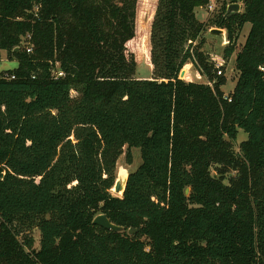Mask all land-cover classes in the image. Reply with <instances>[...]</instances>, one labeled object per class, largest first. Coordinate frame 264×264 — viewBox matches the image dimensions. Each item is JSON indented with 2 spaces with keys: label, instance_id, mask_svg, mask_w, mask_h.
<instances>
[{
  "label": "trees",
  "instance_id": "trees-1",
  "mask_svg": "<svg viewBox=\"0 0 264 264\" xmlns=\"http://www.w3.org/2000/svg\"><path fill=\"white\" fill-rule=\"evenodd\" d=\"M140 1L0 0V50L18 62L0 72V264H264V0H220L204 22L209 0H156L150 78L131 51ZM212 27L221 63L238 51L231 100ZM189 64L209 81L180 78Z\"/></svg>",
  "mask_w": 264,
  "mask_h": 264
},
{
  "label": "rangeland",
  "instance_id": "rangeland-1",
  "mask_svg": "<svg viewBox=\"0 0 264 264\" xmlns=\"http://www.w3.org/2000/svg\"><path fill=\"white\" fill-rule=\"evenodd\" d=\"M158 2L156 0H142L138 4V17H137V41H136V47L131 49L133 51L136 60L138 61L137 64V71L136 76L138 78H150L152 76V63H151V42H150V34H151V26L152 21L154 19L155 11L157 9ZM221 5L218 6L220 8ZM210 11L207 9V6L205 7H198L196 9V15L197 18L200 21H206L212 16L215 12L218 11ZM243 8V7H242ZM218 28V27H214ZM251 29V25L247 23L241 34L237 45V50L239 51L243 45L246 42L248 33ZM224 33V32H223ZM204 37L206 39L205 43V51L210 54L211 57H219L217 59L216 68L220 70L224 69V74L219 73L218 75H225L227 82L226 85L223 86V91L225 92V97L229 98V94L234 90L236 81H237V72L235 71V61H236V55L237 52H235L234 55H232L231 58L226 59L222 63L220 62L221 57H223V49L226 43L228 45L229 40L224 35L216 36L212 35L209 31H206L204 33ZM225 37L226 39H223ZM26 39V38H25ZM24 39V40H25ZM24 44L28 46V41H24ZM0 72L2 71H9L11 69H15L18 66V62L15 59H9L6 55V51L0 50ZM225 65H224V64ZM222 66H224L222 68ZM223 72V71H222ZM183 79H186L187 81H195L200 83H207L209 80L202 76L195 66L192 64L187 65L183 68L182 71ZM248 138L247 134L243 132L242 130L239 132L238 139L235 143V149L239 151V145L242 141L246 140ZM132 164H128L126 161V154H123L117 165V175L121 168H124L127 170V172L134 171L142 162L141 158V152L139 148H132ZM113 191V190H112ZM34 237L36 239V247H39V239L40 234L38 229H35L33 231Z\"/></svg>",
  "mask_w": 264,
  "mask_h": 264
},
{
  "label": "water",
  "instance_id": "water-1",
  "mask_svg": "<svg viewBox=\"0 0 264 264\" xmlns=\"http://www.w3.org/2000/svg\"><path fill=\"white\" fill-rule=\"evenodd\" d=\"M242 11V5L240 3H231L228 5V10H227V16H229L232 13H238ZM211 34L212 35H216V36H220L223 34V29L221 28H213L211 29ZM19 48H16L15 51H18ZM180 78L183 79V77H181V72H180ZM130 173V172H129ZM129 173L127 172V170H125L124 168H121L118 172L117 175V179L115 182V185L113 187V194L116 196H122L125 192L127 183H128V178H129ZM123 175L126 176L125 180L123 183H120V179L123 177ZM187 193H189V189L186 190ZM93 224L98 225L103 227L104 229L107 230H112L114 232H123L125 231V228L119 225L114 224L106 214H99L97 215L94 220H93ZM137 231L135 229H130L129 230V234H135Z\"/></svg>",
  "mask_w": 264,
  "mask_h": 264
},
{
  "label": "built area",
  "instance_id": "built-area-1",
  "mask_svg": "<svg viewBox=\"0 0 264 264\" xmlns=\"http://www.w3.org/2000/svg\"><path fill=\"white\" fill-rule=\"evenodd\" d=\"M219 4H220V0H209V3L207 5V9L213 12V11L217 10ZM28 51H31V49H28ZM219 73H222V71H219ZM61 75H64V73L59 72V76H61ZM228 99L231 100L230 98H228Z\"/></svg>",
  "mask_w": 264,
  "mask_h": 264
},
{
  "label": "crops",
  "instance_id": "crops-1",
  "mask_svg": "<svg viewBox=\"0 0 264 264\" xmlns=\"http://www.w3.org/2000/svg\"><path fill=\"white\" fill-rule=\"evenodd\" d=\"M207 21V20H206ZM214 27H212L211 29H213ZM211 29L209 30V32L211 31ZM223 34L222 35H224L226 38H227V32H226V30L225 29H223ZM211 33V32H210ZM225 37H223V39H226ZM225 45H223L224 47L226 46V43H224ZM7 53V52H6ZM7 57H8V53H7V55H6ZM0 57H1V55H0Z\"/></svg>",
  "mask_w": 264,
  "mask_h": 264
},
{
  "label": "bare ground",
  "instance_id": "bare-ground-1",
  "mask_svg": "<svg viewBox=\"0 0 264 264\" xmlns=\"http://www.w3.org/2000/svg\"><path fill=\"white\" fill-rule=\"evenodd\" d=\"M125 178H126V176H125V175H123V177L120 179V183H123V182H124V180H125Z\"/></svg>",
  "mask_w": 264,
  "mask_h": 264
}]
</instances>
